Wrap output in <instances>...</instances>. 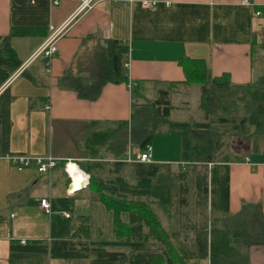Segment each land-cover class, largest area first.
I'll use <instances>...</instances> for the list:
<instances>
[{"label": "crops", "instance_id": "0c3cea01", "mask_svg": "<svg viewBox=\"0 0 264 264\" xmlns=\"http://www.w3.org/2000/svg\"><path fill=\"white\" fill-rule=\"evenodd\" d=\"M122 1L93 0L81 10V0H60L57 5L49 0H0V36H10L21 61L10 77L22 67L0 88V92L7 88L12 98L7 152L48 156L56 162L45 174L34 164L19 170L0 156V264H9L11 240L51 239L54 211L42 209V198L50 205L56 198L73 199L71 232L80 241L114 238L113 211L93 197L89 175L76 163L91 159L85 142L93 128L105 130L128 121L127 131L130 126L143 129L132 123L135 98L127 82L110 76L105 80L107 41L128 47L123 67L127 62L126 75L141 84L143 97L155 99L161 90L169 91L168 120L173 122H183L170 116L189 105L182 96L193 85L183 83L182 58L201 59L212 77L227 74L235 84H247L264 72H256L259 46L264 42V0H246L249 4L244 0H158L153 8L144 7L140 0L130 5ZM51 26H62L63 33L56 54L48 61L35 53L52 34ZM162 125L165 130L167 123ZM242 141L249 143L250 150L230 155L226 216L232 228L245 218L247 224L258 227L261 223L264 228V141L260 152L253 151L251 138ZM180 146L178 133L166 134L161 146L151 144L152 161L179 163ZM138 152L135 141L129 139L127 161ZM67 161L88 175L85 187L71 191L63 165ZM120 218L127 222L128 213L121 212ZM81 226L89 228L88 238L79 230ZM241 251L245 264H264V240L252 241ZM43 264H90V259L48 258Z\"/></svg>", "mask_w": 264, "mask_h": 264}, {"label": "trees", "instance_id": "16d2710c", "mask_svg": "<svg viewBox=\"0 0 264 264\" xmlns=\"http://www.w3.org/2000/svg\"><path fill=\"white\" fill-rule=\"evenodd\" d=\"M259 50L264 53V42ZM127 52L128 47L119 41H107L109 73L105 80L110 76L128 81L123 67ZM179 62L185 75L183 83L200 85L199 109L204 112L201 121H169V91L161 90L155 99H147L140 93L141 84L136 83L132 89L135 99L131 120L143 129L130 126L127 131L128 121L105 130L93 128L85 142L91 159L76 162L89 175L88 188L93 197L113 211V240L80 241L71 232L72 218L62 214L72 212L73 199L56 198L51 203V239L24 243L11 240L9 264H43L48 258L81 257L89 258L90 264H202L206 259L209 264H245L242 247L263 241L264 228L261 223L258 227L249 221L247 224L246 218L239 227H230L226 214L228 162L232 157L223 149V138H251L253 151H261L264 72L247 84H235L227 74L212 77L201 59L182 58ZM20 64L10 36H0V88ZM11 99L7 88L0 92V154L8 147ZM238 103L245 111L228 116L229 106ZM166 123L163 130L162 124ZM156 132L180 135L178 171H171L172 163L127 161L129 139L142 151L151 146ZM198 164L204 165V171L195 170ZM192 200L200 221L189 210ZM154 206L166 215L167 226ZM121 212L128 213L127 222L121 220ZM79 230L88 238L87 226Z\"/></svg>", "mask_w": 264, "mask_h": 264}, {"label": "built area", "instance_id": "2783aa9c", "mask_svg": "<svg viewBox=\"0 0 264 264\" xmlns=\"http://www.w3.org/2000/svg\"><path fill=\"white\" fill-rule=\"evenodd\" d=\"M52 4L57 5L59 4L60 0H49ZM134 0H123L122 2L126 5H130ZM93 0H81L80 8L86 9L91 6ZM158 0H140L141 5H143L146 8H153L156 6ZM244 4H249L248 1L244 0ZM52 29V34L49 36L48 40L45 42V44L35 53V56H43L48 61L51 59L52 56H54L57 52V40L63 33V27H50ZM124 67H128V63H124ZM22 70V67H20L16 73L12 75L8 79L11 80L17 73H19ZM127 85L130 89H133L135 86V83L131 81L128 78ZM0 156L6 158L9 160L17 169L21 170L23 168H26L32 164L36 166V169L40 173H50L51 169L55 166V159L52 157H43V156H32V155H24V154H12V153H4L0 154ZM129 161H140V162H152V155H151V146H148L145 150L139 151L134 158H129ZM69 161H67L64 164V170L68 173V165ZM84 174V173H83ZM85 175V174H84ZM70 176V175H69ZM70 185L72 183V178L70 177ZM88 183V175H85V181H83V187H85ZM70 190V189H69ZM40 206L42 209H44L45 212L50 213L51 212V205L50 202L42 198L40 200ZM63 216L70 217L69 212H62ZM21 243H24V241H21Z\"/></svg>", "mask_w": 264, "mask_h": 264}, {"label": "rangeland", "instance_id": "374dc122", "mask_svg": "<svg viewBox=\"0 0 264 264\" xmlns=\"http://www.w3.org/2000/svg\"><path fill=\"white\" fill-rule=\"evenodd\" d=\"M259 61L257 62V67H256V72L259 74L260 72L262 73L264 71V53L262 51H259ZM199 96H200V87L197 84L191 85L190 88H188V93L185 96H182L184 100L189 102V105L183 109L180 110H173L171 113L170 118L173 120H178V121H187V122H192V121H201L204 115L203 110L199 109ZM152 97H155L152 95ZM176 103H178L176 101ZM229 112L228 116L236 115V114H241L245 109L243 108L242 104L238 103L236 106H229ZM235 108V109H234ZM223 113V112H222ZM151 117V116H150ZM162 122V121H161ZM136 122H134L135 124ZM149 127L151 126L150 123L151 121L149 120ZM166 133L165 132H156L153 137L157 140H152V144L155 142V145L161 146L164 143V137ZM160 137V138H158ZM245 139V138H244ZM242 137L236 136V137H227L224 136L223 141L225 148L224 151H227L230 153V155H235L239 153H244L247 150H250L249 143H245L242 140H244ZM242 141V142H240ZM157 143V144H156ZM228 147V148H227ZM221 153L217 155V158L219 159ZM208 163V167H209ZM179 164H171V171H178V166ZM194 166V165H190ZM196 168L195 170L197 171H204L205 167L204 165L198 164L195 165ZM187 170V169H186ZM158 214L161 216L162 222L165 226H167V219L166 215L159 209L157 206H154ZM190 212H193L192 216L196 220L200 221L201 220V215L198 213L196 210V207L194 205V200H192V203L189 208ZM209 210V209H208ZM195 211V212H194Z\"/></svg>", "mask_w": 264, "mask_h": 264}, {"label": "bare ground", "instance_id": "6f19581e", "mask_svg": "<svg viewBox=\"0 0 264 264\" xmlns=\"http://www.w3.org/2000/svg\"><path fill=\"white\" fill-rule=\"evenodd\" d=\"M67 169L70 177L72 178V183L70 185L71 191L81 188L83 186V181H85V175L82 173L81 170L80 171L82 174L80 173L77 165L73 162L69 163ZM73 185L77 188H73Z\"/></svg>", "mask_w": 264, "mask_h": 264}]
</instances>
